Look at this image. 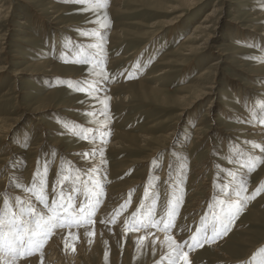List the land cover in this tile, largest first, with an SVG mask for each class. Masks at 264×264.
Masks as SVG:
<instances>
[{
  "label": "rangeland",
  "instance_id": "rangeland-1",
  "mask_svg": "<svg viewBox=\"0 0 264 264\" xmlns=\"http://www.w3.org/2000/svg\"><path fill=\"white\" fill-rule=\"evenodd\" d=\"M86 8L73 0H0V208L5 196L14 205L31 195L15 185L30 187L46 161L49 203L61 186L70 192L63 177L79 169L82 179L92 175L115 194L109 216L123 231L68 243L52 264H161L158 244L133 238L141 229L125 231L138 208L155 201L160 220L180 197L169 234L192 245L225 185L231 191L243 179L250 195L264 184V162L249 172L236 160L237 152L264 157L252 147L264 139L250 131L262 126L252 116L264 101V59H253L264 58V0H107L106 8ZM105 14L108 27L101 28ZM94 31L105 37L103 53L91 47L97 37L83 35ZM85 53L93 63L76 62ZM93 81L98 91L89 94ZM81 129L87 139L75 134ZM96 142L104 152L100 174L90 169L96 153L80 151ZM261 247L264 192L226 235L184 251L188 264H248Z\"/></svg>",
  "mask_w": 264,
  "mask_h": 264
},
{
  "label": "snow or ice",
  "instance_id": "snow-or-ice-1",
  "mask_svg": "<svg viewBox=\"0 0 264 264\" xmlns=\"http://www.w3.org/2000/svg\"><path fill=\"white\" fill-rule=\"evenodd\" d=\"M75 3L86 5L88 9H101L106 8L107 0H73ZM108 19L105 14L104 22L100 24L101 28L108 27ZM83 35L95 36L99 39L100 43L93 44L91 47L100 49L103 53V43L105 37L99 31L92 33H84ZM70 43V42H69ZM253 59H264L261 57H253ZM81 64L93 63V56L85 53L80 59L76 61ZM97 65L103 67L102 61H96ZM140 65L137 63L136 67ZM94 75L100 76V72H93ZM105 80L107 76L103 77ZM129 78H132L129 76ZM81 82H68V86L77 91H85L84 87L80 86ZM97 81H93L88 87L89 94H92L98 89L95 87ZM107 103H104V108L107 109ZM260 115L257 116L253 113L252 119L258 121L260 125L264 126V101L259 105ZM107 115V112L104 113ZM65 122V127H67ZM75 124L72 125V130L75 131ZM87 130L81 129L75 134L79 135L82 139H87ZM103 135V133L101 134ZM254 149H259L264 153V144H257L252 142ZM86 156L89 154H85ZM94 155V153H91ZM101 163H105L103 150L100 151ZM236 160L246 161L241 166L252 171L257 162H264V157H258L244 152L236 153ZM156 163L155 161L153 162ZM47 171L48 163L45 162L43 171L37 169L33 174L32 184L30 187L25 188L23 184L16 183L15 187L23 189L31 195L22 199L20 196L15 197V204L9 202L5 196L3 207L0 208V264H26V258L33 256L35 253L41 252L47 239L53 234L54 230L73 227L80 228L86 225L93 224L94 217L97 209L105 196V189L100 181L96 180L94 176L85 173L86 179L81 178V172L76 169L75 177L70 174L64 175L63 179L71 184V190L65 194L63 186L59 193H56L49 203L47 193ZM93 171H95L93 169ZM230 176L234 175L229 173ZM83 184V198L77 203V197L80 195V185ZM153 187L149 184L145 190V198L148 196L149 188ZM229 185L224 186L223 195L224 199L214 197L213 203L208 204V211L201 218L199 226L196 228L195 233L191 236L192 245H188L187 241L183 243L178 242L172 235L167 233L173 227V219L177 214V208L181 202V198L177 197L175 204L169 200L167 216L161 217L160 220H155V201L146 211L141 212L138 208L132 214L131 221H126L125 231H139L140 229L157 228L159 231L166 233L164 240L167 242L169 251L161 257V262L167 260L168 264H188V251H184L187 245L189 249L192 246H203L206 243L215 242L218 238L227 234L230 230L235 219L245 207L248 201L255 199L261 192H264V184L258 186L250 195H245L247 192V184L241 179L235 188L228 191ZM33 198L35 202H33ZM131 202V193L129 199L124 204L120 205L117 215L123 211ZM37 204L41 207H37ZM143 207V205L141 206ZM209 213H211V222L209 223ZM112 222H115L113 219ZM130 225V226H129ZM163 225V227H160ZM209 232L211 235H209ZM87 235H94V232H86ZM146 237L141 236L139 239L143 241ZM91 242V241H89ZM155 244V241H153ZM68 247V244H65ZM73 251H75L73 247ZM107 259V253H105ZM42 264V261H41ZM248 264H264V247L256 251Z\"/></svg>",
  "mask_w": 264,
  "mask_h": 264
},
{
  "label": "bare ground",
  "instance_id": "bare-ground-1",
  "mask_svg": "<svg viewBox=\"0 0 264 264\" xmlns=\"http://www.w3.org/2000/svg\"><path fill=\"white\" fill-rule=\"evenodd\" d=\"M188 39H192V37L189 36ZM108 88L109 87L105 84V89H108ZM250 131L252 132L251 136L253 135L254 138H257L260 140L264 139V127L256 126L250 129ZM112 145L114 146L115 144H112ZM102 149H103V145H101V143L96 142L93 146L91 147L89 146L87 148H83L80 150L84 152L90 151L91 153L93 152L96 153L97 157L94 158L92 161H90V169H94L96 172H98V174L103 173V170H101L103 165L101 163V157H100V151ZM24 197L28 198L29 196L24 195ZM115 199H116V196L111 190L105 192L104 205L102 206V208H100L98 213L93 218L95 221L93 224L86 225L85 227H80V228L73 227L71 229L61 228V229L54 230L52 234L53 237L50 239V241L47 240L48 242L45 243L41 252H38L34 254L33 256L26 258V264H41V261H42V264H52L53 262L58 261L59 260L58 255L65 248V244L73 243L77 239L79 240L87 239L90 235H87L86 232H94V236L100 235L102 233L104 234L113 233L114 234L115 232H119L121 234V232L123 231L121 229L123 227L121 228L120 222H118L117 224L116 223L114 224V222H112L113 220L109 216V214L113 213V210L118 204L117 202H115L116 201ZM141 230L142 231H139L133 234L132 235L133 238L145 236L147 239H150L152 243L153 241H155V244H158L161 247V251H160L161 254L159 256L160 258L169 251V249L167 248V242L164 240V236L166 235V233L157 234V233H151V230H143V229ZM167 234L173 236V233L172 234L167 233ZM190 256L191 255L188 252L189 260L191 259ZM161 264H168V261L165 259L161 262ZM181 264H183V261H181Z\"/></svg>",
  "mask_w": 264,
  "mask_h": 264
}]
</instances>
